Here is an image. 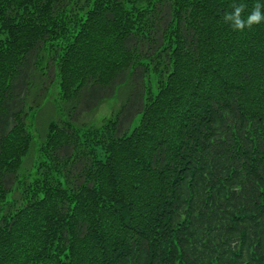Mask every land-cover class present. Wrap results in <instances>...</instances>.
Wrapping results in <instances>:
<instances>
[{
	"label": "trees",
	"instance_id": "trees-1",
	"mask_svg": "<svg viewBox=\"0 0 264 264\" xmlns=\"http://www.w3.org/2000/svg\"><path fill=\"white\" fill-rule=\"evenodd\" d=\"M241 3L0 0V264H264V21L231 28Z\"/></svg>",
	"mask_w": 264,
	"mask_h": 264
},
{
	"label": "rangeland",
	"instance_id": "rangeland-1",
	"mask_svg": "<svg viewBox=\"0 0 264 264\" xmlns=\"http://www.w3.org/2000/svg\"><path fill=\"white\" fill-rule=\"evenodd\" d=\"M51 95L48 100V103L43 104L40 110L37 113V116L35 119L29 118L28 122H33V126L29 127L30 132L33 134V142H36L37 139V132L38 128L42 129L44 127V122L47 121L48 119H51L53 117H56V108L55 105L53 104V98L55 97V94L57 92L56 87H52L50 89ZM49 91V92H50ZM49 92L46 94L48 95ZM124 96V90L122 88L118 89V92L115 94V96H109L105 98L99 105H97L93 110H90L87 114L84 116H81V120L84 121L87 125H92V126H97L98 124L101 123L102 119L104 117H110L116 111L119 109V106L121 104V100L123 99ZM33 95L32 93L30 94L29 100L31 101ZM35 127V130H34ZM39 133V132H38ZM38 140V139H37ZM30 157V158H29ZM27 158L26 164L24 165L23 171H25L24 174H26L28 168H30L31 164L33 163L35 159V155H29Z\"/></svg>",
	"mask_w": 264,
	"mask_h": 264
},
{
	"label": "clouds",
	"instance_id": "clouds-1",
	"mask_svg": "<svg viewBox=\"0 0 264 264\" xmlns=\"http://www.w3.org/2000/svg\"><path fill=\"white\" fill-rule=\"evenodd\" d=\"M262 0H257V3L252 10L247 14L245 18H241V12L244 5L234 4L230 12H225L223 15V21L228 23L233 29L240 30L245 27H250L253 24H258L264 21V13L261 11Z\"/></svg>",
	"mask_w": 264,
	"mask_h": 264
}]
</instances>
